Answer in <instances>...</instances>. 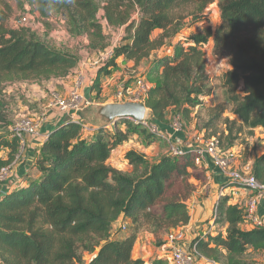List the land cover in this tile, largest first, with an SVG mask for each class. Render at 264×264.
I'll use <instances>...</instances> for the list:
<instances>
[{
    "label": "trees",
    "instance_id": "obj_1",
    "mask_svg": "<svg viewBox=\"0 0 264 264\" xmlns=\"http://www.w3.org/2000/svg\"><path fill=\"white\" fill-rule=\"evenodd\" d=\"M26 2L42 20L57 17L71 37L87 38L92 51L109 47L102 21L110 29L124 30L121 45L91 88L96 95L102 90V76L111 74L109 68L117 69V59L136 67L145 62L149 90L144 103L150 121L159 128L168 124L171 111L187 130L197 110L198 134L204 141L216 139L224 152L243 137L264 131V0H221V25L216 30L203 26L186 42L176 39L184 28L202 20L199 14L214 0ZM9 11L0 0V149L10 151V161H0V170L14 162L20 145L10 130L9 135L1 132L12 127L4 94L8 84L67 78L80 63L76 54L54 49L30 29L12 28ZM211 39L214 54L226 56L231 67L223 76L221 95L210 84L203 49ZM204 98H213L214 105L208 106ZM202 111L207 114L204 121ZM123 121L126 128L119 125ZM88 127L94 134L86 131ZM109 127L114 134L107 140ZM109 127L100 130L79 116L78 122H64L49 131L33 165L35 174L3 190L0 264H83L81 246L91 254L87 264H170L164 258L149 263L134 260V245L143 232L153 234L159 243L163 235L187 226L188 201L197 191L196 181L207 183L206 174L191 151L163 156L151 164L144 154L132 150L125 157L132 170L114 169L108 165L112 152L131 137H144L147 147L162 138L128 119ZM250 163L252 174L264 185V153ZM216 209L214 225L226 230L193 240L196 261L257 264L255 256L264 252V228L242 230L244 207L228 205L226 197ZM121 224L131 227L127 237L117 240Z\"/></svg>",
    "mask_w": 264,
    "mask_h": 264
},
{
    "label": "rangeland",
    "instance_id": "obj_2",
    "mask_svg": "<svg viewBox=\"0 0 264 264\" xmlns=\"http://www.w3.org/2000/svg\"><path fill=\"white\" fill-rule=\"evenodd\" d=\"M4 1L10 7L8 16L10 18L9 24L12 28L24 27L30 29L31 32L34 33L38 39H41L49 43L54 49L76 54L79 57L81 64L83 65V63H86V66L88 67L90 66L89 62L91 63L95 62L96 66L106 65L110 61L108 59L110 58L109 57L110 54L112 52L113 53L115 52V49H117L121 45L122 40L125 37V32L122 31V29H110L107 26H105L104 21L101 20L104 24L105 34L108 37L109 47L106 50L92 51L88 47L90 41L87 38L71 37L66 29L64 21L59 20L57 17H53L47 21H44L41 19L38 13L32 12V8L26 2V0H4ZM220 1L221 0H214V3L212 5H210L205 11H203V13L199 14V17L202 20L198 24H194L191 27L184 28L180 36L176 39V42L178 41L186 42L191 35L196 34L198 31H201L203 26H210L216 30L222 23L221 13L219 10ZM102 16H103V11L100 12L99 19H101ZM46 22L48 23L50 22L51 25L49 26L46 25ZM209 42L210 43H208L205 47H203L206 53L208 76L210 77L211 86L213 88H216L215 89L216 94L221 95L223 76L226 72L231 70V67L229 65V60L226 56L214 54L213 39H211ZM106 61L108 62L106 63ZM148 65L149 63H146L145 66L141 68L142 71L139 70L135 74V75H140L142 72L143 75L141 77L138 76L139 78L138 77L135 79L132 78L126 81L125 83H123L125 90L136 89L139 80L141 78H144L145 74L147 73ZM143 80L145 81V79ZM59 82L61 81L56 79V81L55 80L42 81V82L16 81L13 83H9L4 91V94L6 96V101L9 104L8 110H9V117L11 124L10 126H13L18 120L25 117L34 120H39L43 123V125L46 122L49 121L52 122L53 120L56 119L58 120L61 117L62 112H60L57 108H54L52 106V99L54 94H58L60 96L65 95V90H63L64 85ZM120 83H122L121 80L118 81V84ZM96 96L100 97L99 95ZM98 97H96L95 101L100 100V98ZM93 98H95V96ZM117 101L118 100L115 98L111 100V102L113 103H120ZM203 101L208 106L214 105L213 98H209V99L204 98ZM195 113L193 116L194 120L192 121L194 122L193 124H195V127H193L191 130L189 129V131L192 132L193 134L197 132L196 130L197 123H195V120L196 122H198L197 119H195L196 118ZM174 116L176 115L172 114L170 119V124L172 123V119L174 118ZM200 116L202 121H204L207 118V114L205 111H202ZM226 116H229V114L227 113ZM125 122L127 121H123L119 123L121 128H126V125H123ZM9 130L10 129L8 128L2 130L1 132L4 133L5 135H9L10 133ZM183 130L184 133L188 132V130L185 129ZM113 134H114L113 129L109 127L108 132L106 133L107 140L113 138ZM131 140L134 147L133 148L134 151L138 150L137 152H141L143 151V147H147L146 146L147 142L142 136L131 137ZM167 146L168 145L166 143V146L163 145L162 149H160L157 146L154 150H156L157 152L163 150V147H165V151H166ZM235 147H238L239 149L238 152L242 158L241 159L242 162L248 164L250 161H253V159L256 156H261L264 153V131L262 130L255 131L253 137H250L249 135L243 137V140L240 141ZM150 152H155V151H150ZM9 154L10 151L6 150L5 148L0 149V161L5 163L10 161ZM149 158H153V157L150 156ZM125 169L126 167H124V170ZM129 231L130 229L128 228V230L120 234V236L122 235L125 236L127 233H129ZM224 231L225 230L223 225H218V227H215V229L213 230V232L217 234H222L224 233ZM196 238H194L193 240H195ZM193 240L188 239L186 240V243L192 245ZM80 253L83 256V264H87L92 258L91 254L89 252H85L82 246L80 247ZM255 258H257V261L260 260L261 262V263L258 262L257 264L259 263L263 264L264 253H260V255L258 253L257 257L255 256Z\"/></svg>",
    "mask_w": 264,
    "mask_h": 264
},
{
    "label": "crops",
    "instance_id": "obj_3",
    "mask_svg": "<svg viewBox=\"0 0 264 264\" xmlns=\"http://www.w3.org/2000/svg\"><path fill=\"white\" fill-rule=\"evenodd\" d=\"M122 31L124 30L122 29ZM116 64H117V69L114 70L113 68L108 69L109 71H111V74L109 76H102V84H101L102 90L99 95L100 97H98L100 98L99 101H95L97 93L95 91H91V88L93 87V84L100 70L106 65L96 66L95 62L94 63L89 62L90 66L88 67L86 66V63H83L82 65L80 61V63L73 70L70 76H68L67 78L57 79V80L61 81L59 83L64 85L63 90H65V95L68 94V92L70 91V89L72 88L73 84L76 81L81 80L82 94H84L86 98H88L93 102V105L90 106L89 108L95 105L112 104L113 102H111V100L116 95L119 87L129 79L132 78L135 79L138 76L141 77L143 75L142 72L140 75H135V74L139 70L142 71L141 68H143L146 63L142 62L138 67H136L133 62H127L123 58H119L116 60ZM119 80H121L122 83L118 84ZM94 96L95 98H93ZM61 114L62 115L58 120L56 119L53 120L52 122L50 121L46 122L42 126L41 128L42 135H47L51 129L58 127L64 122L75 121L80 116V115L75 116L73 113H64V112H62ZM171 116L172 113L170 111L167 117V121L169 122V124L161 126L160 128V130L165 132V134H167L170 137L169 138L170 140H166V139L156 140L151 146L143 147V151L139 152L140 154H144L146 156V160L151 164L156 162L163 156L170 155L172 145L184 149L186 151H192L197 148H202L204 146V140L202 139V136L199 135L198 132H195L193 134L192 132L189 131V129L191 130L193 127H195V124H192L190 125V127H187L188 130L187 133L183 132L182 134H173V131L171 130L170 127ZM86 131L88 133L91 132L89 131L88 128H86ZM166 143L168 145L166 151H165V147H163V150L157 152L156 150H154L157 146L160 149H162V146L163 145L166 146ZM41 145L42 142L40 139L32 138V137L27 139L26 150L22 160L14 167L13 169L14 175L7 182V184L0 185V190L3 189L6 190L5 187L7 185H8L7 188H10L18 184L19 181L26 175L35 174L36 170L33 169V165L35 161L40 157V152L42 147ZM133 148L134 147L132 144V140L130 138L128 141L124 142L121 146H119L116 150L112 152L111 158L108 161V165L122 172H130L132 170V166L129 165L125 157L129 151L133 150ZM236 149L239 151L238 147H236ZM150 151H155V152H150ZM150 156L153 158H149ZM124 167H126L125 170ZM201 168L204 170L206 174L207 183L200 184L197 181L195 182L196 185H198L197 191L188 201L190 222L187 226L181 228L186 235V240L188 239L193 240L198 236L207 239L210 234L214 233L213 230L215 229L216 225H214L213 223L214 221L211 218L213 216L217 204L220 202L219 196L222 191L224 192L225 197L228 198V205H239L243 207L250 200L256 199L258 216L262 220H264V196L257 195L256 193L246 190L244 188H239L237 186L228 184L222 172L219 169H217L215 166H213L211 160L208 157L205 159L204 164L201 166ZM127 227L130 229L131 227L130 224H127ZM240 228L242 230L249 231L252 230L254 226L250 222L245 220L240 225ZM116 229L117 227H115V230ZM224 230H226V228H224ZM126 231H122L121 233L116 235L115 239L122 240L125 237H127L128 236L127 234L129 233H127L125 236L123 235L120 236V234ZM132 258L134 260L145 261L146 263H149L156 258H164V260L170 262L168 245L166 242V235H163L161 237L160 242L157 243L156 238L153 234L149 232L141 233L134 245L132 251ZM258 262H260V260H258L257 263ZM199 264H210V263L204 261ZM263 264H264V260H263Z\"/></svg>",
    "mask_w": 264,
    "mask_h": 264
},
{
    "label": "built area",
    "instance_id": "obj_4",
    "mask_svg": "<svg viewBox=\"0 0 264 264\" xmlns=\"http://www.w3.org/2000/svg\"><path fill=\"white\" fill-rule=\"evenodd\" d=\"M114 53L110 54L109 60L112 59ZM108 61H106L107 63ZM149 86L143 79H140L138 86L133 90H125V87L121 85L114 96L117 99V102H142L144 103ZM128 93V94H126ZM145 104V103H144ZM93 105V102L86 98L82 94V81H76L67 95L60 96L58 94L53 95L52 106L57 108L60 112L64 113H73L75 116L88 109ZM129 121L134 124H141L146 128L151 134L158 138L170 140L169 136L165 134L160 128L150 121L147 117L143 122H137L133 118H128ZM78 122V119L75 120ZM43 123L39 120H34L28 117L18 120L11 128L12 138L19 141V151L15 157L14 162L6 167H3L0 170V185L7 184V182L13 177L14 167L22 160L26 145L27 139L37 138L40 139L43 143L47 138V135L41 134V128ZM173 134H182L183 133V122L181 117L175 116L172 119L170 125ZM89 131H93V128L88 127ZM187 151L179 147L172 145L171 153L173 157H179L185 155ZM191 152L196 155V165L202 166L205 159L208 157L211 160L213 166L219 169L223 176L226 178L227 183L230 185L237 186L239 188H244L251 192L256 193L257 195L264 196V185L259 183L254 175L252 174V164L242 163V158L239 155L238 150L235 148L230 149L227 152H224L220 146L219 142L216 139H210L204 141V146L202 148H197ZM6 189V187H5ZM4 190V189H3ZM0 190V201L2 200L5 192ZM225 197L224 192L222 191L219 200ZM244 207L245 210V220L250 222L254 227L264 228V220H262L257 213V201L256 199L250 200ZM213 220L217 218V209L213 213ZM120 228L122 231L127 230L126 224H121ZM166 242L168 245V251L170 256V264H199L196 261V248H191V245L186 243V235L184 231L180 228L178 230L171 231L166 236Z\"/></svg>",
    "mask_w": 264,
    "mask_h": 264
},
{
    "label": "water",
    "instance_id": "obj_5",
    "mask_svg": "<svg viewBox=\"0 0 264 264\" xmlns=\"http://www.w3.org/2000/svg\"><path fill=\"white\" fill-rule=\"evenodd\" d=\"M149 114L146 104L142 102H120L107 105H95L85 109L79 115L90 120L92 126L102 130L115 125L121 119L133 118L143 122Z\"/></svg>",
    "mask_w": 264,
    "mask_h": 264
}]
</instances>
